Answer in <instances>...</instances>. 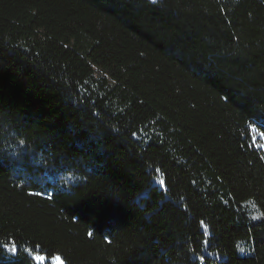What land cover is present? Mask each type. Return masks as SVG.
Returning <instances> with one entry per match:
<instances>
[{
	"label": "trees",
	"instance_id": "16d2710c",
	"mask_svg": "<svg viewBox=\"0 0 264 264\" xmlns=\"http://www.w3.org/2000/svg\"><path fill=\"white\" fill-rule=\"evenodd\" d=\"M261 132L264 0H0V264H264Z\"/></svg>",
	"mask_w": 264,
	"mask_h": 264
},
{
	"label": "snow or ice",
	"instance_id": "6c2138e0",
	"mask_svg": "<svg viewBox=\"0 0 264 264\" xmlns=\"http://www.w3.org/2000/svg\"><path fill=\"white\" fill-rule=\"evenodd\" d=\"M153 2L155 3V0H153ZM252 131H253V132H257L258 130H257L255 127H253V128H252ZM259 134H260L261 136H264V132H261V133H259ZM253 140H254V142H255V137L253 138ZM21 143H23V141H21ZM261 147H264V145H261ZM160 183L163 184V180H161ZM88 235L91 236L92 233L89 232ZM2 247L5 248V249L10 250V251H11L12 253H14V254H15V253L17 252V250H18V249H17V245H16L14 242L11 243V246L9 245V243H4V244L2 245ZM26 251L31 252L32 250H26ZM32 259L35 260V261L43 262V261L45 260V256H43V255H39V254H35V255L32 256ZM54 259H55V261L57 262V264H64V261L62 260V258H61L60 256H56V257H54Z\"/></svg>",
	"mask_w": 264,
	"mask_h": 264
},
{
	"label": "rangeland",
	"instance_id": "374dc122",
	"mask_svg": "<svg viewBox=\"0 0 264 264\" xmlns=\"http://www.w3.org/2000/svg\"><path fill=\"white\" fill-rule=\"evenodd\" d=\"M257 138H258L260 144L264 145V137L261 136V135H258ZM37 262H38V264H57V262L55 261L54 257L53 258H49V259L45 258V260L43 262H39V261H37Z\"/></svg>",
	"mask_w": 264,
	"mask_h": 264
}]
</instances>
